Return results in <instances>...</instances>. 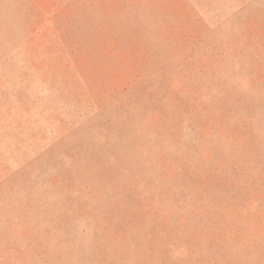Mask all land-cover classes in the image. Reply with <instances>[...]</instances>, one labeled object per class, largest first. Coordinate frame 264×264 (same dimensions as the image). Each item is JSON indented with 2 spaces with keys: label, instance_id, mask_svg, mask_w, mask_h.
Returning <instances> with one entry per match:
<instances>
[{
  "label": "rangeland",
  "instance_id": "rangeland-1",
  "mask_svg": "<svg viewBox=\"0 0 264 264\" xmlns=\"http://www.w3.org/2000/svg\"><path fill=\"white\" fill-rule=\"evenodd\" d=\"M0 264H264V0H0Z\"/></svg>",
  "mask_w": 264,
  "mask_h": 264
}]
</instances>
